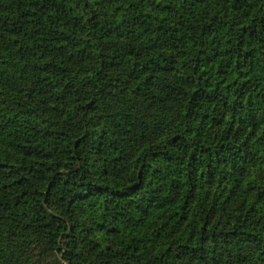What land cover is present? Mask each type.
Here are the masks:
<instances>
[{"label": "trees", "instance_id": "16d2710c", "mask_svg": "<svg viewBox=\"0 0 264 264\" xmlns=\"http://www.w3.org/2000/svg\"><path fill=\"white\" fill-rule=\"evenodd\" d=\"M263 164L264 0H0L2 237L264 264Z\"/></svg>", "mask_w": 264, "mask_h": 264}, {"label": "rangeland", "instance_id": "374dc122", "mask_svg": "<svg viewBox=\"0 0 264 264\" xmlns=\"http://www.w3.org/2000/svg\"><path fill=\"white\" fill-rule=\"evenodd\" d=\"M11 69L12 67H9V71ZM251 180L254 182L255 188L264 189V164L253 171ZM9 227L14 228L6 220L0 218V250L2 248L0 253L2 254V261L5 260L8 264H66L60 255L46 251L35 234L22 237L21 232L15 230L17 234H14V237L10 239L8 235V237H2L3 230L8 231ZM25 229L26 227L23 226L21 230L25 231ZM16 236H19L20 239Z\"/></svg>", "mask_w": 264, "mask_h": 264}]
</instances>
